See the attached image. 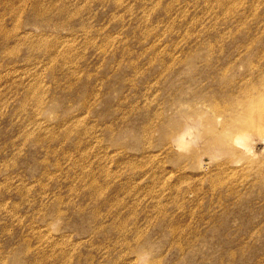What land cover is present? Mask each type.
Listing matches in <instances>:
<instances>
[{
	"label": "rangeland",
	"instance_id": "374dc122",
	"mask_svg": "<svg viewBox=\"0 0 264 264\" xmlns=\"http://www.w3.org/2000/svg\"><path fill=\"white\" fill-rule=\"evenodd\" d=\"M0 264H264V0H0Z\"/></svg>",
	"mask_w": 264,
	"mask_h": 264
}]
</instances>
